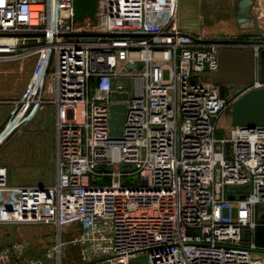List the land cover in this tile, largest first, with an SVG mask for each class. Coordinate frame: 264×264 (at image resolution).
Here are the masks:
<instances>
[{
    "label": "built area",
    "instance_id": "2783aa9c",
    "mask_svg": "<svg viewBox=\"0 0 264 264\" xmlns=\"http://www.w3.org/2000/svg\"><path fill=\"white\" fill-rule=\"evenodd\" d=\"M73 1L0 0V60L34 58L0 143L47 105L56 132L54 184L10 186L0 165V224L78 223L85 264H131L140 254L148 264H264L254 241L264 227L255 211L264 204V126L218 138L238 96L197 75L217 71L221 50L264 39L183 32L180 0H166L152 21L147 0H97L95 26L94 16L74 21ZM253 48L242 93L264 88V44ZM113 104L126 107L118 138ZM56 241L49 258L61 252ZM0 264L42 263L4 250Z\"/></svg>",
    "mask_w": 264,
    "mask_h": 264
},
{
    "label": "crops",
    "instance_id": "0c3cea01",
    "mask_svg": "<svg viewBox=\"0 0 264 264\" xmlns=\"http://www.w3.org/2000/svg\"><path fill=\"white\" fill-rule=\"evenodd\" d=\"M166 0H147L146 1V17L147 20L152 21L156 13L161 9L159 6L165 3ZM196 3V8L191 9V14L187 9V6L192 3ZM261 7V8H260ZM211 10L212 17L215 18L216 24L220 26L224 24V29L218 31L214 25L208 23L206 17L201 16V11ZM226 8L227 12L224 15H219L222 10ZM234 14V19L226 18L227 15ZM200 21L207 24L208 29L201 27ZM263 23V24H262ZM228 25L231 27H228ZM176 27L187 33L201 34L204 36L213 35H230L240 36L247 34L251 38L264 39V0H253V5L250 10V19L245 23H240L237 16V0H180L179 13L176 18ZM34 65V58H16L10 60H0V132L8 119L10 113V101L19 98L24 87L29 81L32 69ZM49 106V105H48ZM55 107H48L45 110L36 114L32 120L25 124H31L32 128L29 131H22L20 133L13 132L6 139L7 142L0 143V151H6V154L10 156V161L13 159L14 163L18 161L13 155V149L20 150L19 147H15L14 144L18 141V137H23L30 141L32 137L36 138L37 146L34 148L35 157L34 160L39 165L50 164L52 171L50 174H54V178L51 176L44 179H27L24 174H20L10 166L11 164L4 161L2 166H5L7 172V183L12 186H42L44 183L54 184L56 177V139H55ZM44 121V123H42ZM48 122V123H47ZM47 124V127H46ZM24 125V126H25ZM42 127H46L43 128ZM20 134V135H19ZM19 135V136H18ZM23 135V136H22ZM18 136V137H17ZM17 137V138H16ZM19 137V138H20ZM14 138L17 140L12 141ZM11 142V145H10ZM22 145V144H21ZM20 145V146H21ZM3 154V153H2ZM5 158V157H4ZM8 158V157H7ZM7 158H5L7 160ZM24 168V167H23ZM26 169V168H24ZM9 171V172H8ZM42 184V185H40ZM257 214V212H256ZM262 221H264V214L258 215ZM52 228V227H51ZM54 229V228H52ZM264 228L258 229L254 234L255 244L261 248H264V242L258 239V230L262 231ZM71 231H77L76 225H69L60 230V240H63V233L70 234ZM62 255V254H61ZM22 258V259H21ZM19 260L25 261V257H21ZM49 258V257H48ZM50 259V258H49ZM42 263V262H41ZM43 264V263H42ZM54 264H62V257L54 260Z\"/></svg>",
    "mask_w": 264,
    "mask_h": 264
},
{
    "label": "rangeland",
    "instance_id": "374dc122",
    "mask_svg": "<svg viewBox=\"0 0 264 264\" xmlns=\"http://www.w3.org/2000/svg\"><path fill=\"white\" fill-rule=\"evenodd\" d=\"M192 8H196V3L193 2L192 4H189L187 6V9L189 10L190 14H191ZM225 12H227L226 8H224V10H222L219 15L220 16L224 15ZM200 13H201V16L206 17V19L208 20V23H211L212 25H214L215 29H217L218 31H221L224 29L223 27H226V26H223L224 24H221V20L223 19L218 18L220 26L216 24L215 22L216 20H214L216 17L215 18L212 17L211 10H208V8L207 10L205 9L201 11ZM226 18L234 19V14H232L231 16L227 15ZM90 22L92 26H95L97 24L96 16L91 17ZM200 24H201V27L203 26L204 28L208 29L207 24H204L202 21H200ZM228 27L230 26L228 25ZM163 76H164V79H167L168 72L165 71ZM220 89H221L222 94L224 96H227L231 94L232 92H234L235 88H231L230 86H227V85H220ZM48 107H54V106L47 105L43 109L37 111L36 114L45 110ZM54 116H55V113H54ZM42 123H44V121ZM46 127H47V124H46ZM46 127H42V129ZM31 128L32 126L31 124H29V125H25V126H22L16 129L15 130L16 132L15 131L14 132L18 134L22 131H29ZM231 128H232L231 114L230 112H228L218 122L217 137L218 138H228ZM19 137H18V141L14 144V146L19 147L20 150H16L15 148L12 150L14 157H16L18 161H16V163H14L13 159L10 161L9 160L10 156H8L6 154V151L3 150L2 152L0 151V165L2 164L3 159H4V161L10 163L11 164L10 166H12L14 170L16 169L18 173L24 174V170H25L26 171L25 177L30 180L34 179L35 176L37 175L39 176H37L36 179H41V178L44 179V176L45 178H48V175L49 177L52 176L54 178L55 175L50 174V172L52 171V168H50V164H47V165L44 164L41 166L39 165V163H36V161L34 160L35 153L33 151H34V148L37 146L36 138L32 137L30 141H28L23 137H20V138ZM16 138H14L12 141L17 140ZM55 139H56V132H55ZM7 141L8 140L5 139L1 143L7 142ZM10 145H11V142H10ZM4 157L5 158L8 157L7 160ZM3 167L5 168V166ZM23 167L26 169H24ZM45 185H51V184L44 183L42 186H45ZM233 190L239 191L240 189L234 188ZM255 211L257 212L258 215L264 214V204L257 205L255 208ZM261 223L264 224V221H262ZM71 225L72 224H70V226ZM73 225H76L78 227V232L71 231L70 234L63 233L64 238L63 240H60V237H59L60 230L69 225L63 226L57 230L53 226L41 225V224H0V251L8 250V251H11L14 254V256L18 259H20L21 257H25V261H29V260L35 261L36 260V261L42 262L43 264H54V260L59 259L60 256L62 257V264H85L87 261H89L90 258L88 254L82 251L81 247L75 240L76 238H78V236L81 233V225L78 223H75ZM51 227L54 229H52ZM261 228H264V227H259L258 229H261ZM257 233H258L257 234L258 239L264 242V229L262 231L258 230ZM243 236H244V239L247 240L249 236V231L245 229L243 231ZM57 238L62 244L61 252L59 254L52 253L49 259L48 255L50 254V251H52L53 245L56 244V242L58 241V240L56 241ZM147 261H148L147 256L144 254H140V255L135 256L132 259L131 264H148Z\"/></svg>",
    "mask_w": 264,
    "mask_h": 264
},
{
    "label": "water",
    "instance_id": "95a60500",
    "mask_svg": "<svg viewBox=\"0 0 264 264\" xmlns=\"http://www.w3.org/2000/svg\"><path fill=\"white\" fill-rule=\"evenodd\" d=\"M97 0H74V21L81 22L86 16H94ZM253 0H237V16L240 23L250 19V10ZM250 45L246 49H224L218 53V69L215 72H203L197 74L201 77L210 78L216 85H227L234 89L238 96L231 109L232 127H255L264 126V88L250 90L242 93V85H250L254 75V48L264 44L262 40H247ZM260 77L264 80V48L259 51ZM133 66L129 65L131 69ZM115 101H123L126 94H113ZM126 113L124 104H113L110 108V133L113 138H118ZM97 169H101L98 167ZM134 166H120L122 172H128ZM229 199H233L231 196Z\"/></svg>",
    "mask_w": 264,
    "mask_h": 264
},
{
    "label": "bare ground",
    "instance_id": "6f19581e",
    "mask_svg": "<svg viewBox=\"0 0 264 264\" xmlns=\"http://www.w3.org/2000/svg\"><path fill=\"white\" fill-rule=\"evenodd\" d=\"M263 24V23H262ZM217 26V25H216ZM264 28V27H263Z\"/></svg>",
    "mask_w": 264,
    "mask_h": 264
}]
</instances>
